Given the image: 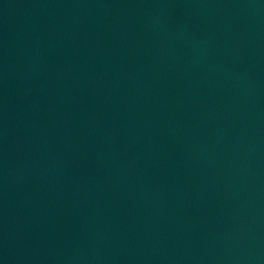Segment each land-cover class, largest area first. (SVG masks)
<instances>
[{"label":"water","instance_id":"obj_1","mask_svg":"<svg viewBox=\"0 0 264 264\" xmlns=\"http://www.w3.org/2000/svg\"><path fill=\"white\" fill-rule=\"evenodd\" d=\"M0 264H264V0H0Z\"/></svg>","mask_w":264,"mask_h":264}]
</instances>
